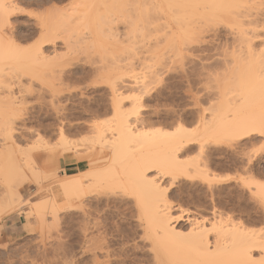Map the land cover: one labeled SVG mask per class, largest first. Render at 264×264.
<instances>
[{"label":"rangeland","instance_id":"obj_1","mask_svg":"<svg viewBox=\"0 0 264 264\" xmlns=\"http://www.w3.org/2000/svg\"><path fill=\"white\" fill-rule=\"evenodd\" d=\"M19 1L22 3V12L20 11V13H18L15 17H12L9 26H7L8 24L5 26L6 35H12L13 31V33L17 36L19 42L15 44L19 47V51L14 54L12 52H7L4 55L2 54L3 56H0V114L3 115L1 116L2 118L0 117V139L3 138L0 140V182L2 180V185L0 184V260L6 261L13 259L15 254L24 256L25 253H31L33 251L37 255H42L40 252L41 248H44L46 251H52L49 246L59 244L61 241L70 245L75 239V236L69 235L68 233H71L72 229L77 226L78 221L81 218H84L90 219L95 228H97L96 231L99 232L100 238L103 239V241L106 240L104 241L105 249L97 253L96 257H92V255L88 252L82 253L80 259L89 262V264L97 258L104 257H108L110 262H115V264H121L124 259L133 261V264L171 263V259L175 254V251L173 250V253H169L168 250H165L163 248L165 245H162V242L158 241L154 232L144 225V221L141 218L143 215L142 207L136 202L138 193L134 196L131 189L124 190V188L113 179H103L99 183L95 184L92 178L88 179L85 177L84 183L87 193L81 200L83 203L82 205L74 198L68 202L66 200V196L62 192L61 185L64 180V174L76 175L79 173L78 175H86V173L89 172V169L91 171V167L93 170V164L90 162L94 159V153L97 155L96 158L98 159H103L104 157L107 159L106 160L104 158L107 162L104 160V162L99 163V166H96L95 169L97 167L106 169L112 164L114 151L107 148L109 142H114L115 139L120 137L118 124L121 120L120 115L117 117L115 114L109 98L111 97V90L114 88H121L126 83L134 86L136 81H147L148 89H152V92L151 96L143 102L147 107V110L142 111V115L152 120L157 119L156 113L158 111L161 112V114H165L167 111H171V109L183 111V109L188 110L190 108H194V101L188 96L187 76L192 74L191 72L194 71L193 73L194 79H196L194 81H196L195 88L197 95L204 97L205 88L201 87V81L197 79L202 71V42L203 38L205 40L215 38L216 35L219 36L227 34V31L225 32V29L223 28L225 25H228L222 19L224 16L223 10L220 11L216 9L214 13H201L204 8L203 6L207 3L206 1L209 0H195L190 4L189 11L198 17L196 18L197 20H194L193 18L190 19L191 21L189 20V22L194 21L189 24L191 25L188 26L189 30H186L190 35L185 34V36H183V32L175 39H165L161 38L163 33L160 32V30L164 27L163 24L165 22L163 21L168 20V22L171 23L170 25H172L175 29L179 28L180 23L179 19L176 20L177 18L172 17H168L167 20L165 18L164 20L158 21L160 20V17L158 14L154 13H158V11L167 8V5L163 4L159 7V9L148 7L150 10L144 9V11L141 10L138 12L135 8V11H130L131 9L125 6V0H118L119 3H117V5H120L117 6L115 4L113 10H111L113 12H118L113 14H116L118 19L121 18L122 21H125H121L120 25L118 24L120 29L125 31L128 27L130 30L126 29L127 32L125 31V35L118 37L119 39H115L114 37L112 38L111 36L108 38V35L106 37L101 35L99 37L89 38L90 40L80 36H76L75 39L73 36L72 39L74 40L70 38L68 49L64 43H60L58 53L63 55V59L65 61L74 59L77 62L73 68L66 67V70H64L65 85H61L58 77L55 76L57 78L56 79L51 75L53 73H59L60 70L64 68V65H58L62 64L61 62L63 60H59V63L55 62L56 64H54V61L52 62V60V63L49 62V60H46L48 63L45 62L47 64H44V59L42 60L41 58L33 55L35 48H37L43 37V32L40 29V22L43 20L42 16L44 13L45 15L43 17L48 15L49 12H54L55 7H57L56 10L60 8L59 10L60 12H63V15L70 14L72 17L75 16L76 19L79 18V20L75 19L76 22L79 21V32H89L91 30L95 31L101 26H104L103 20H100V18L97 19L98 22L94 20V24L91 22L93 18L90 16L88 20H82V18H85L84 16L88 13V6H90V4L93 6L92 3H94V0H91V2L89 1V4L86 3L87 0ZM77 1L79 2L77 3ZM83 1H85L84 5ZM196 2H198V4ZM263 2L264 0H252L248 3L244 2V6L240 4V7L239 4L238 6L235 4L236 7H234L235 5L230 7L229 11H237L239 8L244 9L245 6L250 7V5L254 6L255 4L256 6H254V11L257 9L262 10L264 9ZM122 3H124L123 6H125V9L123 10H121L123 8ZM112 5L113 4H111V6ZM68 6L71 8H68L69 10L67 9L66 11ZM72 6L75 7H73L74 10L77 9L78 14L73 10ZM84 6L87 7L85 8ZM82 7H84L83 10H81ZM118 7L119 11L121 10V13L114 9H117ZM53 8L54 11H52ZM149 11L153 13L151 14ZM74 13H76L77 16L76 14L74 15ZM126 14L128 15L127 17H125ZM40 16L42 19L39 18ZM152 17L155 18L152 19ZM128 18H130V20ZM205 18H207L208 21ZM144 19L146 20L145 22ZM173 19L177 22L175 23V20ZM169 20H171V22ZM100 21L103 22V24ZM139 21L142 23H139ZM128 22L131 23L129 24ZM139 24L140 26H138ZM200 24H203L201 25L202 27ZM126 25L128 26L126 27ZM199 28L200 30H198ZM201 28H203L202 30H211V32L206 33L205 35L203 33L202 35ZM145 32L147 34H145ZM134 33H136L137 38ZM147 36L150 38H147ZM159 38H161V41ZM190 40H192V42ZM47 54L53 55L52 52H48ZM64 56L67 58L65 59ZM185 59H188L189 61ZM50 73L51 75H49ZM19 75L24 77L22 79L20 76L22 81L20 82L21 84L19 83L18 85V83H16L17 81L15 82L16 84L13 81L16 80L17 76L19 78ZM159 75H161V77ZM116 79H118V81ZM55 87L56 90L54 89ZM28 90L32 92H28ZM139 90L136 88L135 91L131 90L129 92L128 90L127 92L130 96L136 94L138 96L140 94ZM58 91H62L64 95H61L60 98L55 97L53 99L52 95L58 94ZM101 97L104 102L101 100ZM135 105L136 101L134 100L133 102H126L123 106L125 108L124 110L122 109L121 112L127 113V111H133L135 109ZM208 106L209 104L207 102L204 101L202 103V107ZM1 119H3V122ZM9 120L13 121V124L8 127V124H10ZM63 123H65V127L63 126ZM175 125L168 127V129L176 131ZM2 126L5 128L4 130L8 129V131H6L7 133L5 131L3 132L6 137L3 136L4 134H1L3 131V129H1ZM10 126L11 128L16 127L15 129L12 128L13 134L11 133V129L9 131ZM61 128H66L65 131L67 132V135H64L66 140H63V135L60 130ZM98 132H100V134ZM15 135L18 136L16 137ZM95 137L100 138V140H98V138L95 139ZM21 139L23 140L22 142ZM26 139L30 141L28 142ZM260 139V143H247L243 146V148L240 147L241 149H229V147H224L223 150L227 156L234 158L236 164L234 169L232 168L233 170H218L217 174L220 176L233 175L238 178L241 176L246 178L247 176L243 173V169L248 164H253L256 168L261 166L264 167V151L261 146V142L263 141L262 138ZM72 140L76 142L74 143ZM13 141H15L16 144ZM96 142L98 144H96ZM73 143L74 145H72ZM134 143L135 142H129L127 145L130 146L131 144L130 147H133V145L135 147L137 143ZM104 144L107 148L104 147ZM78 145L79 147H77ZM65 148H68L69 150H66ZM65 150L66 152H69L65 153ZM5 153L10 154V157ZM87 155L88 157H86ZM82 157H86L87 159L85 158L81 160ZM248 157L250 159H248ZM78 158H80L81 161ZM196 158L197 156L195 155L190 157L189 160L193 163L195 162L193 159ZM197 159L199 161L200 158L198 157ZM197 159L195 164L199 163ZM3 165H5V167H3ZM83 171L86 172L84 173ZM82 172L83 174H81ZM201 177H197L194 181L181 178L178 182L176 181L174 187L171 186L172 181L169 179L164 183V189H170V187H173L170 191L169 199L175 206L173 213L175 217L184 215L187 216L194 213L199 220L202 219V217L212 218L213 205L211 203L210 194H207V182ZM235 182L236 181H232L226 185H229L230 187L227 186L229 188H234L239 195L242 194L235 197L236 202L234 201L235 204H233L237 220L242 219L247 222V227L251 230H263L261 232H264V212L262 211L264 209V203H261V200L258 198H251V192L243 186L242 182ZM94 186L96 187L94 188ZM90 187L92 189L94 188V191L92 190L93 192L88 191V188ZM111 188L115 189L113 190ZM113 191H115L116 194ZM137 192H139V190ZM204 194L208 195V199L205 198L206 202H203L202 197ZM139 195L141 194L139 193ZM225 196L218 197L217 202H220L221 208L224 209L223 211L228 213L231 209H228L230 207L226 204L227 202H225L227 201ZM254 199L258 201H255ZM77 205L80 208L77 209ZM55 208H57V210H55ZM116 208L122 210L119 219H117V216L113 212V209ZM40 209L45 210L41 211ZM15 215L19 218L22 216V218L18 220V224H15V220L13 218ZM43 216H45V218ZM189 229L190 228L188 226H185L183 229L184 236L182 238L179 237L181 241H184L182 244H187L190 241L187 236ZM49 232L51 233V237L48 235ZM61 233H65V235L61 236V239L59 240L55 239V237ZM180 240L178 239L179 242ZM77 264H79V261Z\"/></svg>","mask_w":264,"mask_h":264},{"label":"bare ground","instance_id":"obj_2","mask_svg":"<svg viewBox=\"0 0 264 264\" xmlns=\"http://www.w3.org/2000/svg\"><path fill=\"white\" fill-rule=\"evenodd\" d=\"M85 1H83L84 2L83 5L85 4ZM89 1L91 2V0H87L86 3L89 4ZM194 1L195 0H125V6L130 8L131 9L130 11H135L134 10L135 8L139 12L141 10L144 11V9H148L147 5H158V7H152L155 9L156 8L159 9V7H161L163 4L167 5L168 6L167 8L162 9L161 11H158V13H154V14H158V16L160 17V20L158 21L164 20L165 18L167 20L168 17L177 18L176 20L179 19L181 24L179 23L178 29H175L172 25H170L171 23H169L168 20L163 21L165 22L163 24L164 27L162 30H160L161 28L159 29L160 32L163 33L162 37L160 36L161 38L175 39L176 37H178L179 34L183 32H184L183 36H185V34H188L186 30L188 29V26H191L189 24L194 22V21L189 22L190 19L193 18L194 20H197L196 18L198 16H195V14L193 15V13L189 11L190 4L193 3ZM251 1L252 0H209V1H206L207 3L204 1L206 5L203 6L204 8L202 9L201 13H205V14L208 12L214 13L216 9L220 11L223 10L224 16L222 19L226 24H228L223 27L225 29V32L227 31L226 35H219V36L216 35L215 38L205 39V40L203 38V42H202L203 50L200 48L203 52V56H202L203 59L201 60V62H203L202 68L200 66L202 70V71L200 70L201 73H214L218 81L221 82L217 84L216 92H209L206 89H204L205 95L203 96L205 97V99L204 97L197 95L196 88H195L196 81H194L196 79H194V73H193L194 71H192L194 69H192L191 70L192 72L190 71L192 74L187 76V86H188L187 91L189 94L188 96L191 97L194 101V102L191 101L194 103V108H190L188 110L183 109V111L171 109V111H167L165 114H161V112L158 111L156 113L157 119L152 120L142 115V111L147 110V107L144 105L143 102L148 97L151 96V92H152V89H148L147 81L145 80H141L139 82L136 81L134 83V86H131L130 84L126 83L121 88L119 86H118L119 88H114L113 90H111V93H110L111 97L109 98L111 100L115 114L117 115V117L119 115L121 117L120 123L118 124L119 128L117 127L118 132L120 131L119 132L120 137L115 139L114 142H109V144L106 143L108 144V148L104 144L105 145L104 147L114 151L112 164L106 169L100 168V167L99 168L97 167L95 169V167L99 166L98 165L99 163L104 162L106 158L104 157L105 159L104 158L98 159L96 158L97 155H95L94 153L93 155L94 159H92V162H90L91 164H93L92 165L94 167L93 170H92V167L90 166L91 171L88 168L89 172L86 173V175H78L79 173L76 175L75 174L73 175L64 174V177H63L64 180L62 181L61 187H62V192L66 196V200L69 202L72 198H74V199H77L82 205L83 203L81 200L85 197V194L87 193L85 189V183H84L85 177L88 179L92 178L95 184L99 183L103 179L104 180L113 179L117 181L124 188V190L131 189L132 192L134 193L133 194L134 196L137 195L136 193H138L136 202L139 206L142 207L143 215L141 218L144 221V225L148 229L154 232V234L158 238V241L162 242L161 243L162 245H165V247L163 246L165 250H168L169 253L170 252L173 253V250L175 251V254L172 256L171 263H169L168 261L169 264H264V251H262V249H264V232H261L263 230L261 231L258 230L259 232L254 229L251 230L247 227V222L239 218H238L239 220H237V217L235 215L236 211L233 209L234 207L233 204H235L234 203L235 197L236 196L238 197L242 194L239 195V193L234 188L233 189L229 188L230 186L226 185L232 181H236V182L240 181L242 182L243 186L246 187L251 192L250 193V195L252 194L251 198L254 197L256 199L258 198L261 200L260 193L264 192V180H263L264 179L263 178L264 177V167L261 166V167L256 168L254 167L253 164L251 165L247 163L248 165L243 169V173L247 176L246 178L245 177L243 178V176L238 178L233 175L232 176L230 175L220 176L217 174L218 170H221V171L222 170L223 171L233 170L236 164V161L234 160V158L227 156V154L223 150L224 147H229V149L230 148L236 149L242 146L241 148H243V146L246 145L247 143L254 144L256 142H259V140L261 141L260 138H262L263 142H261L262 143L261 146L264 151V136L261 135V118H262L261 74L262 72H264V9L262 10L257 9L254 11L255 9L254 6H256L255 4L254 6L250 5V7L245 6L244 9L239 8V10L237 11H229L230 7H233L235 4L237 6L239 4V7H240L241 6L240 4L244 6L243 5L244 2L248 3ZM78 2L79 1H77V3ZM93 2H94L92 3L93 6L91 4L90 6L86 4L88 6V9H87L88 13L84 16L85 18H82V20L83 21L88 20L89 16L93 18L91 22H93L94 20L97 21V19L99 18L100 20H103L104 26H101L100 27L101 29L99 28L95 31L91 30L89 32H79L78 30L79 21L76 22V20H79V18L76 19V17L74 16L77 13V9L74 10L75 8L74 6H72V8L74 7L73 10L76 11V13H74L73 15L74 17H72V15L70 14L63 15V12L62 11L60 12L59 10L60 8L56 10L57 7H55V11L53 8L52 11L54 12H49V14L46 13L48 15L43 17L45 15L44 13L42 16L43 20L40 22L41 23L40 29L43 32L42 34L43 37H42L41 42L37 46V48H35L33 55L35 57L41 58L42 60L44 59V64L48 63V61L46 60H49V62H51L52 60V62L54 61V64H56L55 62L59 63L60 62L59 60L61 61L63 60L61 62L62 64H58V65L60 66L64 65V68L60 70L59 73H53L52 75L51 73L49 74L52 77L54 76V78H56L55 76H57L61 85H65L64 70H66V67L73 68L77 64V62L74 59H69L67 61L63 59V55L58 53L60 43H64V45H66L68 49L69 48L68 44L70 43L69 40L70 38L72 39L73 36H74L73 38H75L76 36L77 37L80 36L82 38L89 39V38L99 37L101 35L106 37L108 35L107 36L108 38L109 36H111L112 38L114 37L116 39L118 37L125 35V33L127 32L126 29H128L127 27L128 25H126L127 27L126 29L124 28L126 32L122 31L120 27L118 26V24L119 25L121 24L122 20L121 18L118 19L116 17V14H113V13H118V12L112 11L114 5L115 4L117 5V3H119L118 0H99V1L94 0ZM170 2H172L173 5L178 3L181 6H171L170 7L169 6ZM196 3L198 4V2ZM21 4L22 3L19 0H9V1L0 0V56H3L7 52H12L14 54L19 51V47L16 45L19 42L17 36L13 33V31H12V35L10 36L9 34L6 35L5 26L7 24H8L7 26H9V24L11 23L12 17H15L18 13H20V11L22 12L23 8ZM111 4L113 5L111 6ZM123 4L124 3H122V6ZM134 5H139V7H134ZM236 5L234 7H236ZM263 5H264V2H263ZM87 6H84V7L86 8ZM125 6H123L121 10L125 9ZM84 7L80 9L83 10ZM68 8L69 6L66 8V11ZM114 9L119 11V7L117 9L116 8ZM121 10L119 11L120 13H121ZM48 11H51V10H48ZM151 11L149 12L151 13ZM127 14L125 15V17L128 16ZM39 18L42 19L41 16ZM154 18L152 17V19ZM128 19L130 20V18ZM205 19L207 20V18ZM176 20H175V23L177 22ZM145 21L146 20L144 19V22ZM169 21L171 22V20ZM103 22L101 23L103 24ZM122 22H125V21L123 20ZM139 23H142V22L139 21ZM201 25L203 24H200V26ZM138 26H140V24ZM203 28H201V30ZM198 30H200V28ZM146 32L145 34L148 33ZM210 32L211 30L204 29L202 30V35L203 33L205 35L206 33H210ZM134 35L137 38L136 33H134ZM149 36H147V38ZM131 37H132V34H131ZM161 38H159V40ZM190 41L192 42V40ZM48 52H52L53 55H48L47 54ZM64 58L66 59L67 57L64 56ZM185 60L189 61L188 59H185ZM229 61H231V63H229ZM20 76L23 79L24 76L19 75V78L17 76L16 80L13 82L15 83L17 81L16 83H18L19 85V83L22 81ZM159 76L161 77V75ZM116 80L118 81V79ZM237 80L245 81L247 86L237 87L235 83ZM133 88L135 89L138 88V90L140 89L139 90L140 94L138 93L139 94L138 96L137 94L133 95L136 97L128 95V92H127L128 90L129 92L131 90L135 91V89ZM54 89L56 90V87ZM30 90H28V92ZM57 93L58 94L52 95L53 99L55 97L60 98L61 95H64L62 91H58ZM101 100H102V97H101ZM133 100L136 101V105H135L136 110L134 109L133 110L134 112L130 110L129 112L127 111V113L121 112L122 109L124 110L125 108L123 107L124 104L130 101L133 102ZM102 101L104 102V100ZM204 101L209 104L208 107H202V103ZM62 107H65V106H62ZM1 116L3 115L0 114V117ZM1 120L3 122V119ZM9 122L10 124H8V127L9 125L13 124V121L9 120ZM15 122H14V125H15ZM64 124L65 123H63V126ZM173 125L176 126L175 127L176 131L168 129V127L173 126ZM12 128L10 126L9 131L11 129L12 130L11 133L13 134V129H15L16 127L13 129ZM66 128L60 129L63 135L62 136L63 140H66L64 136L67 133L65 131ZM1 129H3V131L1 132L2 135L4 134L3 133L4 131L5 132L8 131L7 128H6L7 130H4L5 128H3V126ZM100 132L98 133L100 134ZM112 134H115V133H112ZM3 136L6 137L5 134ZM15 136L17 137L18 135H15ZM97 138L95 137V139ZM100 138H98V140H100ZM22 141L23 140L21 139V142ZM13 142L15 143V141ZM129 142L130 143L135 142L134 144L136 143L137 144L135 147L133 145L134 147L133 148V147H130L131 144L130 146L127 145ZM74 143L72 145H74ZM96 144L98 143L96 142ZM77 147H79V145ZM65 149L69 150L68 148H65ZM66 150H65V153L69 152V151L66 152ZM2 151H3V148H2ZM7 155H9L10 157V154H7ZM195 155L197 156V158L198 157L200 158L199 161L196 158L197 161L199 162L198 164L197 163L195 164L196 159H193L195 160V162L193 163L191 162V160H189L190 157L195 156ZM86 157H88V155ZM85 158L82 157L81 160ZM78 159L80 160V158ZM248 159L250 158L248 157ZM3 167H5V165H3ZM83 172L81 174H83ZM197 177H201L203 178L204 181L207 182V194L208 193L210 194L211 203L213 205L212 218L202 217V219L199 220V218H197L194 213L187 215V216L184 215V216L175 217L173 214L175 210V206L172 204V202L169 199V196H170L169 194H170L171 189L174 187L176 181L178 182V180H180L181 178L194 181L195 179H197ZM168 179L172 181L171 186L173 187H170V189L169 188L164 189L163 188L164 183ZM1 182L0 184L2 185ZM95 187L96 186H94V188ZM93 189L90 187L88 188V191L93 192L94 191ZM111 189L114 190L115 188H111ZM138 190L139 192H137ZM115 191L113 192L116 194ZM139 193L141 195H139ZM223 194H225L226 196ZM223 196H225V199H227V201L225 202H227L226 204L230 207L228 209L229 210L231 209V211L230 212L228 211V213L223 211L224 209L221 208L220 202H217L218 197H223ZM202 198H203V202H206V199H208V195L204 194ZM255 201H258V200H255ZM76 208L78 209L80 207H78L77 205ZM42 210H45V209H42ZM55 210H57V208H55ZM262 211L264 212V209ZM43 217L45 218V216ZM185 226H188L190 228L189 232L187 233L188 234L187 236L189 237L190 241L187 244H184V243L182 244V242L184 241L183 240L181 241L180 238L184 236L183 229ZM178 239L180 240L181 243L178 241ZM257 253H258V256H257Z\"/></svg>","mask_w":264,"mask_h":264},{"label":"snow or ice","instance_id":"obj_3","mask_svg":"<svg viewBox=\"0 0 264 264\" xmlns=\"http://www.w3.org/2000/svg\"><path fill=\"white\" fill-rule=\"evenodd\" d=\"M169 6H181L180 4L173 5L172 2ZM134 7H139V5H134ZM147 7H158V5H147ZM231 63V61H229ZM197 79L201 81V87L205 88L209 92L217 91V84L221 83L218 81L214 73H201ZM261 99H262V118H261V135L264 136V72L261 74ZM237 87H246V83L243 80H237ZM242 147V146H241ZM261 203H264V192L260 193ZM121 209H113V212L119 219L121 214ZM69 235H74L75 239L72 244H65L63 241L56 245H50L49 247L52 251H46L41 248L40 252L42 255H37L34 251L31 253H25L24 256L15 254L13 259L0 260V264H89L82 259L80 256L83 252H88L92 257H96L97 253L105 249V244L103 239L100 238L99 232L96 231L90 219L81 218L78 221L76 227L72 229ZM51 237V233H48ZM65 233H61L55 239H61V236ZM264 251V249H262ZM91 264H115V262H110L108 257L97 258L91 262ZM121 264H133V261L129 259H124Z\"/></svg>","mask_w":264,"mask_h":264},{"label":"crops","instance_id":"obj_4","mask_svg":"<svg viewBox=\"0 0 264 264\" xmlns=\"http://www.w3.org/2000/svg\"><path fill=\"white\" fill-rule=\"evenodd\" d=\"M13 218L15 220V224H18V220L21 219L22 216H20V218H19L17 215H15V216H13Z\"/></svg>","mask_w":264,"mask_h":264}]
</instances>
